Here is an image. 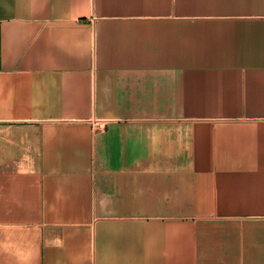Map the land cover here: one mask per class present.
Listing matches in <instances>:
<instances>
[{
	"label": "crops",
	"instance_id": "0c3cea01",
	"mask_svg": "<svg viewBox=\"0 0 264 264\" xmlns=\"http://www.w3.org/2000/svg\"><path fill=\"white\" fill-rule=\"evenodd\" d=\"M0 264H264V0H0Z\"/></svg>",
	"mask_w": 264,
	"mask_h": 264
}]
</instances>
